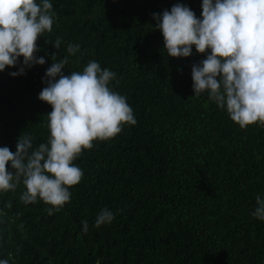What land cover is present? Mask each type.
Wrapping results in <instances>:
<instances>
[{
	"label": "trees",
	"instance_id": "1",
	"mask_svg": "<svg viewBox=\"0 0 264 264\" xmlns=\"http://www.w3.org/2000/svg\"><path fill=\"white\" fill-rule=\"evenodd\" d=\"M39 3V0H37ZM52 32L37 40L45 64L11 76L0 71V147L20 135L33 148L47 142V113L38 99L51 66L69 56L66 75L89 61L115 72L113 91L126 97L135 125L93 141L73 163L81 181L70 202L52 207L20 200L25 186L0 192V260L9 264H263L264 221L252 215L264 199V127L241 129L226 111L192 88V65L206 58L171 57L153 13L181 3L202 18V0H50ZM60 37L59 49L53 46ZM210 53V50H209ZM23 57H20L22 62ZM78 61V63H77ZM11 169L10 162L7 165ZM11 203V207L7 204ZM114 213L95 227L100 211ZM88 232L82 231V221Z\"/></svg>",
	"mask_w": 264,
	"mask_h": 264
},
{
	"label": "clouds",
	"instance_id": "2",
	"mask_svg": "<svg viewBox=\"0 0 264 264\" xmlns=\"http://www.w3.org/2000/svg\"><path fill=\"white\" fill-rule=\"evenodd\" d=\"M52 9L50 0H0V71L20 65L9 73L18 76L26 68L45 64V58L36 55L37 40L52 32L56 16ZM152 15L167 55L189 57L193 45L198 53H208L192 65L194 95L207 93L241 129L257 123L264 127V0H202V18L181 3ZM61 43L58 37L53 46L59 49ZM79 51V44L69 43L68 56L57 61L53 53V63L42 78L46 87L38 99L52 106L47 142L33 148L32 137L25 134L19 136L15 152L0 147V192L15 191L22 183L20 200L24 204L42 200L52 206L46 209L49 215L70 202L69 188L81 181L84 173L73 161L83 150L91 149L95 140L114 138L124 124L137 123L126 97L109 87L113 80L119 84L115 72L92 60L82 71L64 73L69 56ZM256 205L252 215L264 221V199L259 195ZM113 220L114 213L104 208L94 226ZM82 225L87 234L88 222ZM0 264L9 262L4 259Z\"/></svg>",
	"mask_w": 264,
	"mask_h": 264
},
{
	"label": "water",
	"instance_id": "3",
	"mask_svg": "<svg viewBox=\"0 0 264 264\" xmlns=\"http://www.w3.org/2000/svg\"><path fill=\"white\" fill-rule=\"evenodd\" d=\"M263 264H264V260H263Z\"/></svg>",
	"mask_w": 264,
	"mask_h": 264
}]
</instances>
